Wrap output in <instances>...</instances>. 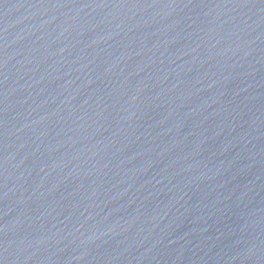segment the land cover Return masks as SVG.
Returning <instances> with one entry per match:
<instances>
[{
  "label": "water",
  "instance_id": "water-1",
  "mask_svg": "<svg viewBox=\"0 0 264 264\" xmlns=\"http://www.w3.org/2000/svg\"><path fill=\"white\" fill-rule=\"evenodd\" d=\"M0 264H264V0H0Z\"/></svg>",
  "mask_w": 264,
  "mask_h": 264
}]
</instances>
